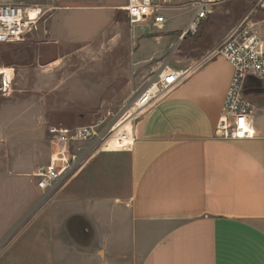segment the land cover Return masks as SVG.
<instances>
[{"label":"crops","instance_id":"0c3cea01","mask_svg":"<svg viewBox=\"0 0 264 264\" xmlns=\"http://www.w3.org/2000/svg\"><path fill=\"white\" fill-rule=\"evenodd\" d=\"M47 1L42 23L64 39L99 33L127 4ZM174 32L155 36L157 70L201 63L135 122L129 150L98 153L27 223L41 195L36 167L0 172V264H264V81L245 83L255 136L216 137L232 65L212 49L171 62L170 45L183 39ZM122 43L105 73L119 81Z\"/></svg>","mask_w":264,"mask_h":264},{"label":"rangeland","instance_id":"374dc122","mask_svg":"<svg viewBox=\"0 0 264 264\" xmlns=\"http://www.w3.org/2000/svg\"><path fill=\"white\" fill-rule=\"evenodd\" d=\"M4 1L40 5L48 2ZM187 1L172 0V5L181 2L185 5L167 12L168 21L163 31L151 28V22L130 26L127 14L115 11L110 24L100 27L96 34L91 31L82 37L64 39L53 33L50 37L48 27L42 21L39 30L25 40L1 44L0 68L10 69L12 80L9 79V89L0 91V172L13 170L18 165L22 168L27 164L36 170L45 166L52 146L45 130L52 125L106 126L122 121L138 94L158 71L160 58L155 53L160 45L155 36H166L172 31L177 36L188 24L193 8ZM256 3L257 0H228L215 6L197 33L181 40L176 37L175 45L172 43L169 47L170 55L176 54L171 62L197 51L213 50ZM253 18L264 35V8H259ZM96 28L91 27L92 30ZM120 39H123V64L128 70L124 81L117 80L111 72L109 76L105 75L114 61V49ZM213 42L217 43L209 48ZM97 68L100 74L89 73ZM1 78L0 75V83ZM100 86L103 91L98 96ZM142 114L133 121L134 124ZM30 215H27L26 223Z\"/></svg>","mask_w":264,"mask_h":264},{"label":"built area","instance_id":"2783aa9c","mask_svg":"<svg viewBox=\"0 0 264 264\" xmlns=\"http://www.w3.org/2000/svg\"><path fill=\"white\" fill-rule=\"evenodd\" d=\"M226 1L228 0H188L187 3L193 8L192 16L181 31L180 38L197 33L203 21L208 18L212 7ZM171 3L172 0H127L124 10L131 25L151 22L153 27L162 29L168 20L167 12L185 5L182 2L177 5ZM259 8H264V0H257L256 5L229 30L211 52L224 56L233 68V75L215 129L216 137L221 139H244L255 136L250 118L252 103L245 96L244 90L245 83L250 77L264 81V35L257 29L258 22L253 18ZM46 16L47 9L43 5L7 3L0 0V44L25 40L28 35L39 30ZM200 63L201 61L177 69L165 65L158 70L138 94L131 109L123 116L132 114L129 120L130 131L118 129L120 122L102 128L99 124L74 127L63 124L50 126L48 134L53 153L48 163L34 172L41 195L30 213L28 222L33 219L35 212L53 201L98 153L104 150H129L135 140L133 121L155 102L166 97ZM3 80L4 75L1 78L0 91L9 89L12 79L9 80L7 87ZM132 109L134 112L131 111ZM112 141H117L118 146L111 148ZM3 248L1 245L0 252Z\"/></svg>","mask_w":264,"mask_h":264},{"label":"bare ground","instance_id":"6f19581e","mask_svg":"<svg viewBox=\"0 0 264 264\" xmlns=\"http://www.w3.org/2000/svg\"><path fill=\"white\" fill-rule=\"evenodd\" d=\"M0 72H2V73L5 72V78L8 77V79H6V81L3 80V82H5V86L7 87L9 85V83H7V82L11 78V76H10V69H8V68L0 69ZM131 111L134 112L133 109ZM131 116H132V114L131 115L130 114H126V116L122 119V121L120 120V123L118 124V127L117 128L120 129L121 131L124 130V129H128L130 131V128H129L130 127L129 120H130V117ZM111 144L113 146H116V147L118 146V142L117 141H112Z\"/></svg>","mask_w":264,"mask_h":264}]
</instances>
